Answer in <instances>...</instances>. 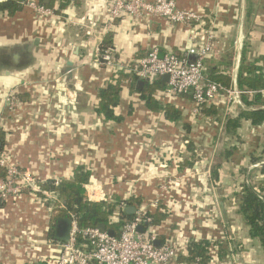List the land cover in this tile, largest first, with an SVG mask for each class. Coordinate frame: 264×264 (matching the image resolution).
<instances>
[{
  "label": "crops",
  "instance_id": "1",
  "mask_svg": "<svg viewBox=\"0 0 264 264\" xmlns=\"http://www.w3.org/2000/svg\"><path fill=\"white\" fill-rule=\"evenodd\" d=\"M45 1L55 11L52 19L23 5L14 15L0 12L1 149L40 184L70 179L85 166L93 200L119 198L137 213L163 215L155 225L161 244L207 240L212 264H264V247L240 211L243 184L264 178V118L252 117L264 112L261 92L244 93L236 103L220 93L204 103L205 113L196 111L191 95L157 91L163 104L182 111L181 120L169 122L127 80L115 108L122 119L96 111L98 89L113 72L136 74L153 48L181 54L212 44L207 75L225 73L239 88L242 65L264 74V0H176L204 16L191 25L123 15L100 35L119 64L114 70L96 62L100 40L76 24L97 19L104 26L103 0H71L66 7L62 0ZM10 92L18 101L14 109L7 105ZM52 207L42 194L0 197V264L58 256V241L49 238Z\"/></svg>",
  "mask_w": 264,
  "mask_h": 264
},
{
  "label": "built area",
  "instance_id": "2",
  "mask_svg": "<svg viewBox=\"0 0 264 264\" xmlns=\"http://www.w3.org/2000/svg\"><path fill=\"white\" fill-rule=\"evenodd\" d=\"M2 1V0H1ZM21 4L44 19L55 17L53 8L46 5L45 0H22ZM105 12L109 19L102 22L90 20L88 23H76L78 28L84 29L85 35H96L100 40L97 48L96 62L106 67L120 68L110 48H102V35H106L114 22L123 15H130L136 19L144 16H160L172 23L191 25L193 22H202L204 16L189 9L180 8L176 0H103ZM69 22V20L67 21ZM80 24V25H79ZM212 44H205L201 48L191 47L186 52H175L160 55L158 48H153L147 55L138 61L133 70L139 78L155 80L169 75L166 91L174 95H191L196 103V111L200 105L213 100L218 94L225 93L228 102H240L244 93L256 91L243 90L237 85L226 86L221 82L213 81L206 76V58L214 54ZM195 55V60L190 57ZM264 95V89L260 91ZM18 104L14 92L7 98L8 108L14 109ZM2 131V114L0 113V133ZM56 181L55 184H58ZM90 183V180H89ZM85 184L87 197L88 184ZM22 192L42 194L45 199L57 200V193L41 187L37 178L27 169H22L9 155L0 148V197L8 199L18 196ZM102 200V199H101ZM103 200H107L104 198ZM63 206V205H62ZM124 206V204H121ZM146 211H139L137 216L126 222L119 235H110L107 230L99 227L80 228L74 215H71L72 228L68 242H57L58 256L53 264H186L180 263L179 255L187 246L190 239L181 243L168 242L157 246L159 240L152 218L145 217ZM144 226L143 231L138 227ZM79 235L85 242L78 243ZM160 241V240H159ZM182 247V248H181ZM212 256L210 264H212ZM191 264H200L193 262Z\"/></svg>",
  "mask_w": 264,
  "mask_h": 264
},
{
  "label": "trees",
  "instance_id": "3",
  "mask_svg": "<svg viewBox=\"0 0 264 264\" xmlns=\"http://www.w3.org/2000/svg\"><path fill=\"white\" fill-rule=\"evenodd\" d=\"M22 0H6L0 2V12L7 15H14L22 7ZM71 0H62L61 7H66ZM48 6L51 3L46 4ZM102 48L107 47V41H104ZM207 78L223 83L226 86L230 84V77L225 73L215 75L210 72ZM130 80L135 84V88L141 94V98L145 101L146 106L154 112L162 111L164 118L169 122H177L182 119V111L174 105L163 104L156 97L157 91L167 89V83L163 77L156 80H147L139 78L136 74L127 73L121 70L113 72L110 80L105 86L98 89L99 105L97 113L103 115L108 120H121L122 117L116 115L115 108L120 101V92L122 83ZM238 83L240 89L252 90L260 93L264 89V74L260 68L254 64H244L241 67ZM258 95V94H256ZM192 97V96H191ZM193 98V97H192ZM203 112H207L209 108L203 103L200 105ZM252 115L254 119L264 118V112L257 111ZM263 114V116H259ZM217 170H215L216 172ZM92 172L83 165L76 168L74 175L70 179H62L55 184L50 180L41 184L43 189L55 191L57 200L53 201L52 211V226L54 227L59 217H71L73 214L80 228L99 226L104 223L106 230L112 229L114 234L119 235L123 225L131 221L137 216L127 213L125 207L121 206L124 201L119 198H113L112 201L99 200L92 201L87 197L85 184L89 183ZM240 211L244 215L246 222L250 225V235L254 238H259L264 247V178L258 184H243L241 189ZM136 201V200H135ZM127 204L132 203V200L125 201ZM63 205V206H62ZM160 213L146 212L145 217L152 218V224L156 225L159 221ZM49 238L57 242L54 237V229L49 233ZM163 241V239L161 240ZM85 242L82 235H79L78 243ZM180 263L191 264L199 262L200 264H210L211 252L209 242L207 240H190L189 244L184 248L178 257ZM29 264H53L50 260H43Z\"/></svg>",
  "mask_w": 264,
  "mask_h": 264
},
{
  "label": "water",
  "instance_id": "4",
  "mask_svg": "<svg viewBox=\"0 0 264 264\" xmlns=\"http://www.w3.org/2000/svg\"><path fill=\"white\" fill-rule=\"evenodd\" d=\"M70 67L67 69L69 73L72 72V62H69ZM166 81L169 79V75L163 76ZM0 148H1V142H0ZM125 211L127 213L135 214L137 212V207L134 205H129L125 207ZM99 228L106 230V225L104 223L100 224L98 226ZM71 228H72V219L70 217H59L57 219V222L54 226V237L59 242H68L70 240V234H71ZM144 226L140 225L138 227V230L141 232L143 231ZM110 235H114V231L112 229L107 230ZM156 245H160V241H156Z\"/></svg>",
  "mask_w": 264,
  "mask_h": 264
}]
</instances>
